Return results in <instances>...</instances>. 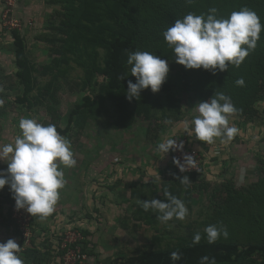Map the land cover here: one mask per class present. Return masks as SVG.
Wrapping results in <instances>:
<instances>
[{"label":"rangeland","instance_id":"obj_1","mask_svg":"<svg viewBox=\"0 0 264 264\" xmlns=\"http://www.w3.org/2000/svg\"><path fill=\"white\" fill-rule=\"evenodd\" d=\"M7 1L0 0V144L14 141L21 117L62 129L75 106L83 103V97L91 99L62 135L71 141L77 163L72 168L61 165L67 183L49 217L40 219L27 215L24 209L17 210L9 186L0 189V219L8 226V239L22 247L19 255L26 263L112 264L116 259L124 261L143 252L192 243L194 233L203 234L209 224L227 227L228 238L217 242H235L241 248L264 243V136H260L264 132V88L254 63L255 55L264 48V29L257 47L239 67L229 65L225 71L216 69L215 74L176 63L163 37L176 19L189 12L208 14L211 8L218 10V17L227 18L246 6L264 25V0H133L131 9L143 32L134 51L160 56L170 70L159 92L145 89L140 98L131 101L126 98L127 85L129 80L135 83L136 78L127 65L129 53L124 56L126 85L114 92L105 88L106 43L123 31L113 14L114 0ZM13 32L25 44L27 67L22 80L15 75ZM241 77L250 87L245 96L249 92L253 99L254 116H230V124L239 130L230 142L216 138L212 144L201 141L206 148L191 146L192 140L196 145L199 142L187 130L196 114L193 107L209 100L215 91L224 92L233 102L232 89L239 93L241 86L235 81ZM18 96H24V103L17 100ZM164 137L177 139L182 148L164 156L156 152L157 142ZM222 148L253 156L251 160L258 164L256 175H250L251 182L240 180L235 173L232 177L218 172L205 176L204 164L219 157ZM202 149L207 158L200 160ZM193 151H197L193 158L198 157L197 163L181 172L173 159L183 162L182 155ZM151 152H156L154 163L158 161L160 170L137 176L140 169L146 172V167H151L146 164L153 160ZM167 154L170 164L164 161ZM123 166L131 173L124 174ZM6 169L7 163L0 161V170ZM221 169L223 172V166ZM158 174L161 179L152 183ZM185 175L191 181L187 188L178 179ZM165 189L189 209L184 221L162 224L156 213L145 212L137 204L140 199L151 198L166 202ZM13 211L31 219L28 242L19 230L16 233ZM261 263L255 258L220 264Z\"/></svg>","mask_w":264,"mask_h":264},{"label":"clouds","instance_id":"obj_2","mask_svg":"<svg viewBox=\"0 0 264 264\" xmlns=\"http://www.w3.org/2000/svg\"><path fill=\"white\" fill-rule=\"evenodd\" d=\"M217 12L216 8L209 9L208 14L189 12L163 32L176 63L186 69L203 68L215 74L216 69L225 71L229 65L239 67L255 50L264 29L258 14L246 6L232 11L227 18L218 17ZM127 65L130 66V74L136 78L135 83L128 81L126 98L129 101L140 98L141 91L145 89L159 92L170 70L166 60L148 51L130 52ZM124 78L121 77L122 80ZM235 84L244 86L245 81L241 77ZM193 108L196 114L187 130L189 134L194 133L199 141L212 144L220 138L221 142H230L238 134V128L230 124V116L238 109L224 92L215 91L209 100L199 102ZM18 128L19 134L12 143L0 144V161L7 163V169L0 170V189L9 186L17 210L24 209L33 217L45 219L54 212L60 190L66 186L63 168L75 167L77 161L71 141L57 131L55 124H42L36 118L21 117ZM181 148L177 139L164 137L157 142L155 151L164 156L170 150ZM193 161L190 154L183 155V162L173 159L181 172L189 170ZM160 179L158 174L152 183ZM178 179L185 188L191 184L186 175ZM163 196L166 202L151 198L140 199L137 204L145 212L151 210L156 213V219L162 224L184 221L189 215L184 201L167 189ZM228 236L225 225L209 224L203 234L194 233L192 244H199L202 239L214 244ZM21 248L14 239L0 242V264H24L19 255ZM170 258L173 262L179 260V251L171 252ZM199 264H217V261L215 257L205 255Z\"/></svg>","mask_w":264,"mask_h":264},{"label":"trees","instance_id":"obj_3","mask_svg":"<svg viewBox=\"0 0 264 264\" xmlns=\"http://www.w3.org/2000/svg\"><path fill=\"white\" fill-rule=\"evenodd\" d=\"M133 0H114L113 14L116 22L123 28V31H118L114 36L107 41L108 56L104 61L103 74L107 80L106 90L119 91L126 85V69L124 63V56L127 53L133 52L143 39L142 27L137 16L132 12ZM14 45V60L16 65L15 75L25 79V71L27 67L25 44L22 37L13 32ZM256 72L259 76V84L264 88V48L255 55L254 59ZM121 77H125L123 80ZM250 87L245 84L238 90V94L232 89L233 104L238 109L235 113L238 116H245L251 118L254 116V111L251 109L253 99L250 98L249 92L245 96L246 91ZM256 97V96H255ZM17 100L24 103V96H18ZM83 103L77 104L67 117V124L64 128L57 127V131L64 135L69 129L73 117L80 111L81 108L88 106L91 99L88 96L83 97ZM16 233L19 231L16 229ZM173 251H179L181 258L173 262L170 254ZM215 257L217 264L220 263H239L243 261H262L264 263V243H249L244 247H240L235 242H216L208 244L207 242H200L193 245L192 243H183L170 246L164 249L143 252L130 256L124 261L116 259L112 264H199L202 256Z\"/></svg>","mask_w":264,"mask_h":264},{"label":"crops","instance_id":"obj_4","mask_svg":"<svg viewBox=\"0 0 264 264\" xmlns=\"http://www.w3.org/2000/svg\"><path fill=\"white\" fill-rule=\"evenodd\" d=\"M262 128L259 129V132L261 131ZM261 134V132H260ZM263 134V135H262ZM262 134L260 136H264V132L262 131ZM194 142V144L191 146H193L194 148H200V147H207L206 145H204L201 141L198 142V145H196V142L194 140H192ZM192 142V143H193ZM262 145L264 146V143H262ZM201 149V148H200ZM203 151V152H201ZM200 153H199V159L202 160V159H206L207 156H205V150H201ZM197 153V151H195ZM188 153V152H187ZM219 157H214L215 159L214 160H210L208 162H206L204 165H205V176L208 177L214 173H217L218 174L220 173L221 174H230V177H232L233 173H235L236 177L239 178L240 180H246L247 182H251L252 180V176H255L256 173H257V162L251 160V158L253 156H249V154H247L246 152L242 151V152H239V151H236V150H232V151H229V150H224V148L221 149V152L218 153ZM150 158H153V160H147L146 161V164H151L149 166L146 167L147 171L145 172L142 169H140L141 172L137 173V176L138 174H140L139 176H146L149 174V172H151L150 174H152L153 170L154 171H159L160 169H158V167H156V165H158V161H155L154 163V156H156V152H151V155H149ZM218 158V159H216ZM138 159H141L138 157ZM170 160H171V156H169V154H167V157L166 159L164 160L166 164H170ZM264 160V159H263ZM223 161V162H222ZM142 164H143V161H141ZM140 162L138 161V164ZM223 163V165H222ZM225 164V166H224ZM220 166V167H218ZM223 166L224 168V171L222 172V169L220 171V168ZM123 172L124 174L130 172L131 171H128L127 172V167L126 166H123ZM141 174H145V175H141ZM255 179V178H254ZM253 179V180H254ZM1 218V217H0ZM9 224V223H8ZM11 226V224H9ZM5 227L8 229V226L6 225L5 226V223H3L0 219V242H6V239H8V237H11V235H7L5 233ZM12 227V226H11ZM26 260H24V264H28L25 262Z\"/></svg>","mask_w":264,"mask_h":264},{"label":"built area","instance_id":"obj_5","mask_svg":"<svg viewBox=\"0 0 264 264\" xmlns=\"http://www.w3.org/2000/svg\"><path fill=\"white\" fill-rule=\"evenodd\" d=\"M7 3L9 4L10 0H8ZM188 154L192 155L193 158H195L196 152L193 151V154L192 153H188ZM183 155H182V157H183ZM196 158L198 159L197 156H196ZM197 159L193 161V167L197 163V161H198ZM13 210H16V209H13ZM24 212L27 213V211H24ZM27 215H28V213H27ZM11 218L16 222L17 230L20 231V234L23 237V239L26 242H28L29 237H30V233H31V219H30V217H27L26 215H23L22 213H15L13 211ZM79 257H80V254H78V258ZM67 258H68V256L65 257V261L67 260Z\"/></svg>","mask_w":264,"mask_h":264}]
</instances>
